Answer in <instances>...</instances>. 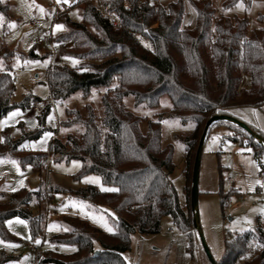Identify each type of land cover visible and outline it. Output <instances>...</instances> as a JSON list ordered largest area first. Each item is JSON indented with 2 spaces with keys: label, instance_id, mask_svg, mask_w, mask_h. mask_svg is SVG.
<instances>
[{
  "label": "trees",
  "instance_id": "16d2710c",
  "mask_svg": "<svg viewBox=\"0 0 264 264\" xmlns=\"http://www.w3.org/2000/svg\"><path fill=\"white\" fill-rule=\"evenodd\" d=\"M102 1L120 13V26L106 21L91 0H76L71 5L78 8L80 21H72L67 11L53 19L63 27L52 41L65 43L60 55L73 57L78 64L74 67L49 65L45 77L48 99L52 102L44 105L38 120L41 123L54 103H61L75 93L87 98L93 91L104 89L100 96V118L89 104L85 106V115L77 109H66L68 117L61 125H80L82 131L68 133L63 140L52 137L47 152L19 148L25 139L37 138L42 127L23 133L18 139L10 138L5 131L0 141V157H10L21 165L31 164L38 169H43L51 156L57 161L80 160L81 167L73 175L74 179L95 173L104 184L118 191L106 192L88 184L66 192L92 204L110 207L115 212V231L104 233L84 219L60 216L57 222L62 230L52 235L50 243L73 245L75 249L65 254L44 249L46 256H41L38 252L43 247L35 252L38 264H127L123 253L130 249V235L158 233L160 220L165 215L185 234L188 251L193 255L197 246H201L190 202L193 163L189 177L185 176L189 184L185 179V202L182 203L171 180L172 146L162 142L161 122L175 118L182 123H193L192 135L178 136V139L187 152L194 150L195 155L196 138L210 117L232 115L230 109L236 107L264 105V28L248 35L247 20L234 17L232 23L224 15L214 18L211 0H188L195 16L192 29L181 27L183 0H172L157 8L149 0H129V9L123 7L122 0ZM240 1L243 0H224L223 9ZM11 8V0L0 2L4 30ZM154 23L157 26L151 27ZM138 36L150 47L144 46ZM16 56L24 57L0 43L3 64L0 117L13 107H28L40 100L27 94L20 102L11 101L14 79L10 69ZM27 57L35 59L38 55L31 50ZM242 73L250 78L251 93L244 88L236 93ZM128 95L133 96L135 105L148 108L157 107L161 96L166 95L172 107L167 113H160L156 120L148 119L124 105ZM141 123L145 125L144 130ZM243 131L249 140L239 138L241 143L250 146L258 159L264 146ZM234 138L238 137L234 135ZM43 194L42 186L37 190L20 188L7 194L0 191V238H13L6 221L14 216L27 221L31 237L43 233L46 207ZM40 244L46 246L42 241ZM5 260L6 257H0V264ZM215 262L264 264V229L256 224L253 229L231 235L224 242L222 257Z\"/></svg>",
  "mask_w": 264,
  "mask_h": 264
},
{
  "label": "rangeland",
  "instance_id": "374dc122",
  "mask_svg": "<svg viewBox=\"0 0 264 264\" xmlns=\"http://www.w3.org/2000/svg\"><path fill=\"white\" fill-rule=\"evenodd\" d=\"M75 1L63 3L61 0L57 3V0H11V15L6 30L3 28V17L0 16V43L24 55L23 58L16 56L11 61L10 70L11 74H14L12 102H20L24 96L31 94L40 99L37 103L42 109L46 103L52 102L48 99L49 90L45 77L49 65L56 63L74 67L78 64L77 59L60 55L61 41L54 40L51 45L38 42V38L47 37L50 31L53 37L62 31L57 29L60 24L53 21L55 16L59 15L57 12L59 7L63 8L64 12L67 11L72 21H80L78 8L71 7ZM149 1L156 6L164 7L172 0ZM183 1L181 27L192 29L195 24L194 11L188 0ZM223 1L211 0L215 9L214 18L218 19L224 15L232 20V23L234 17L245 19L248 23V35L254 30L264 28V0H243L227 10L223 9ZM156 26L157 23L151 25ZM138 38L144 46L150 47L145 39L141 36ZM31 50L38 58L27 57ZM2 68L3 64L0 61V70ZM243 76L248 82L244 89L251 93L250 78L242 73L241 78ZM181 79L189 84L187 80ZM103 90L93 91L87 98L75 93L61 103H54L41 123L38 120L41 109L40 111L33 109L36 103L24 108L13 107L0 117V141L5 131L10 138L18 139L23 133H31L42 127L43 130L37 138L25 139L19 148L30 152H47L52 137L56 136L63 140L68 133L79 134L82 131L80 125H61V121L68 117L66 109H77L85 115V106L89 104L100 118L102 113L100 96ZM123 103L133 113L152 120H156L160 113H167L172 107L166 95L161 96L157 107L135 105L131 95L126 96ZM230 113L264 138V105L236 107L230 109ZM144 126L141 123L142 130ZM193 132V123H182L175 118H167L161 122L162 142L172 146L171 159L174 168L171 180L182 203L185 202L183 192L185 179L187 180L185 176L189 177L192 169L194 150L187 152L178 136L192 135ZM200 135L201 133H198L195 147ZM234 135L238 138H234ZM239 138L242 141L249 140L243 129L220 121L208 129L200 153L197 212L201 234L214 260L222 257L224 242L231 235L253 229L256 224L264 229V151H261L256 159L252 148L241 143ZM80 167L81 162L78 159L57 161L51 156L45 161L44 168L38 169L31 164L21 165L10 157H0L1 192L7 194L20 188L37 190L42 186L46 202L44 230L36 237H31L27 221L23 218L14 216L7 219L6 228L13 238L9 240L0 238V257H6L2 264H33L35 252L28 248L29 243L38 246L42 241L46 246L40 251L38 249V253L46 256L43 251L52 249L50 243L52 235L62 230L57 222L60 216L84 219L104 233L115 231L113 221L115 212L110 207L92 204L66 192L68 189L88 184L99 190L113 188L104 184L95 173L85 174L78 180L74 179L73 175ZM223 195L226 198L223 199ZM37 240L40 241L39 244L35 243ZM74 249L73 245H57V252L62 254L72 252ZM123 258L127 264H209L201 246H197L193 255L190 254L185 234L168 215L161 218L158 233L148 235L132 233L130 249L123 253Z\"/></svg>",
  "mask_w": 264,
  "mask_h": 264
},
{
  "label": "water",
  "instance_id": "95a60500",
  "mask_svg": "<svg viewBox=\"0 0 264 264\" xmlns=\"http://www.w3.org/2000/svg\"><path fill=\"white\" fill-rule=\"evenodd\" d=\"M218 121H226V122H230V123L238 126L239 128L248 132L249 135L256 142H258L260 145L264 146V138L255 134L245 122L241 121L240 119H238L232 115H228V114L213 115L212 117H210L206 121V123L204 125V128L202 130V133H201L200 138H199L198 143H197V148H196L194 160H193L192 181H191V201L190 202H191V209L193 212V225H194V228L197 232V236H198L199 242L201 244V247L204 251V254L206 255L210 264H216V262L213 259V257L211 256L209 249H208V247L204 241V238L201 234V230H200V226H199V219H198V212H197L198 167H199V160H200V153L202 150V145H203L205 136L208 132V129L213 123L218 122Z\"/></svg>",
  "mask_w": 264,
  "mask_h": 264
},
{
  "label": "built area",
  "instance_id": "2783aa9c",
  "mask_svg": "<svg viewBox=\"0 0 264 264\" xmlns=\"http://www.w3.org/2000/svg\"><path fill=\"white\" fill-rule=\"evenodd\" d=\"M94 4L95 9L101 13L102 17L108 21L110 24H112L113 26H120L121 25V15L118 11H116L115 9L112 8V5L108 2H103L102 0H91ZM122 5L125 9H129L130 7V2L129 0H122ZM155 8H157V6H155ZM57 12L61 13L64 12V9L59 7L57 9ZM56 17V16H55ZM52 32L50 31L49 34L47 35V37L44 38H38V42L40 43H48V44H52ZM66 44L62 43L61 46L64 47ZM14 77V74L12 75ZM247 80L246 77L243 76L241 78L240 84L237 88V93H239V91L242 88H245L247 85ZM33 109L36 111H40L41 109V105H39V103H36L35 105H33ZM258 179H260V177H258ZM230 181V179H229ZM43 244H39L38 246L34 245L33 243H29L28 248L34 252L38 251V249L43 248ZM52 249L57 250V246H52ZM32 264V263H31ZM33 264H38L36 262V260L34 259Z\"/></svg>",
  "mask_w": 264,
  "mask_h": 264
},
{
  "label": "snow or ice",
  "instance_id": "6c2138e0",
  "mask_svg": "<svg viewBox=\"0 0 264 264\" xmlns=\"http://www.w3.org/2000/svg\"><path fill=\"white\" fill-rule=\"evenodd\" d=\"M0 2H3V0H0ZM60 2H61V0H57V3H60ZM62 2H63V3H68L69 0H62ZM62 27H63V26L58 25V26H57V29H58V30H59V29H62ZM101 190H102V191H106V192H107V191H113V192H114V191H118V189H114V188H112V189L103 188V189H101ZM35 243L39 244L40 241L37 240V241H35Z\"/></svg>",
  "mask_w": 264,
  "mask_h": 264
}]
</instances>
